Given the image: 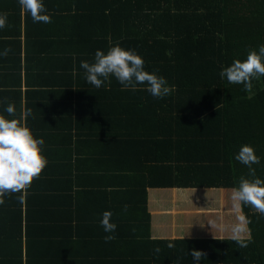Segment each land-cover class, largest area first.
Listing matches in <instances>:
<instances>
[{"label": "trees", "instance_id": "1", "mask_svg": "<svg viewBox=\"0 0 264 264\" xmlns=\"http://www.w3.org/2000/svg\"><path fill=\"white\" fill-rule=\"evenodd\" d=\"M84 2L97 10L87 14L84 5L78 7L75 36L94 45L76 48L69 72L63 74L72 77L74 110L73 99L61 95L46 114L34 106L33 95L21 97L17 82L16 88H0V115L25 123L34 138L44 140L41 149L48 164L58 159L65 168L70 167L72 130L86 162L93 156L97 165L107 163L110 174L101 182L103 189L84 187L74 192V199L70 173L60 174L59 196L49 206L43 205L45 196L37 197L53 191L52 185L42 186L41 174L27 189L25 203L18 199L21 193L5 195L0 204V264H196L193 250L204 254L199 264H264V216L251 206H243L251 221L247 247L229 236L152 238L147 213V190L230 195L242 176L250 178L247 166L235 160L245 144L260 157L253 167L264 180V76L253 79L252 90L246 92L242 84H229L219 75L222 67L243 61L250 50L264 45V0ZM117 43L135 50L145 70L164 77L174 91L157 99L144 85L124 89L114 77L100 88L89 84L80 62H93L97 50L106 53ZM56 96H48L47 107ZM9 103L15 105V116L5 111ZM27 109L31 114L24 119ZM39 116H45L39 120L43 126ZM81 181L83 177L74 185ZM79 195H91L94 208L112 213L115 233L99 227L90 234L93 227L80 222L81 231L74 232ZM106 235L116 238L106 243ZM170 242L172 249L166 246Z\"/></svg>", "mask_w": 264, "mask_h": 264}, {"label": "crops", "instance_id": "2", "mask_svg": "<svg viewBox=\"0 0 264 264\" xmlns=\"http://www.w3.org/2000/svg\"><path fill=\"white\" fill-rule=\"evenodd\" d=\"M84 1L42 0L47 10L46 14L51 17V22L34 23L30 14L22 11L18 0H0V13L6 12L8 14V26L0 29V53L5 48H11L7 56L0 55V88H16V83L18 82L21 97L25 93L33 95L34 106L40 107L42 110L46 109V114H50L54 110L55 102L61 98V95L65 98L73 99L72 108L74 110V92H69L72 89L69 83L72 82V77L70 79L63 74L69 72V66L73 63L76 48L87 46L88 43L87 38L82 39L81 36L79 38L75 36L79 29L76 27V23H78L76 22V16L79 15L78 7L84 5L86 7L84 12L91 14L97 10V6L89 9L88 5H93V3L88 4ZM81 26L80 24V31L83 33L85 30ZM90 41L88 44L90 46L94 45ZM51 94H56L57 96L47 107L48 104L45 102H47L48 96ZM2 102L6 103V101ZM62 103L65 102L62 101ZM72 114L74 117L75 112L73 111ZM44 117L39 116L38 122ZM47 117L52 121L51 116ZM39 125L43 126L44 122L40 121ZM71 137H73V145L69 152L68 162L70 167L65 168L63 163L56 159L58 163L50 162L41 172V176L43 175L42 186L46 188L47 185H52L53 190L52 193L41 192L38 194L37 197L45 196L46 199H43L46 202L43 203V205L46 204L45 206L53 204L52 202L56 196H59L58 184H60V180L56 177L60 174L70 173V180L73 183V185H70L72 191L70 194L73 199L76 198V193L74 192L84 191V187H87V190L103 189L102 184L104 185L105 183L101 182L105 180V176L110 174L107 163H105L104 167L101 163L99 166L96 163L98 161H95L93 156H89V159H87L89 161L86 162L83 151L76 148L78 144H76V137L73 135L72 130ZM78 150L80 154L76 152ZM75 176L83 177V181L79 183V186L74 185L75 181L80 178ZM49 177L54 178L49 179ZM89 177H99V179L90 180ZM98 184L99 186H97ZM38 188L40 187L37 185L36 189ZM190 192L191 190H147L150 237L168 239L182 238L183 236L184 238L222 237V233L219 232L218 228L216 231L214 229L210 230L213 226L211 227L210 221L206 218L212 219L215 215L217 217V220L215 219L217 225L222 224V221L217 214L210 212L209 209L194 204L189 197ZM79 196L81 198L78 199L82 201L79 203L80 215L75 222L74 232L81 231L78 222L84 224V226H92L93 228L89 231L90 234L99 232L96 229L102 228L100 220L105 210L102 207L94 208L92 206L91 195ZM199 196L201 197V195ZM206 197L207 200L211 201L212 205L217 207V203L221 201L222 196L218 195V197L215 196L212 199L206 194ZM23 203H25V200ZM75 205H78L76 201ZM225 207H227L226 203ZM214 209L217 210L216 208ZM59 213L62 212L59 211ZM72 237H75V235H72ZM99 248L100 244L96 249L99 250ZM81 254L87 255V252L82 250ZM61 260L70 261L73 259L64 257Z\"/></svg>", "mask_w": 264, "mask_h": 264}, {"label": "clouds", "instance_id": "3", "mask_svg": "<svg viewBox=\"0 0 264 264\" xmlns=\"http://www.w3.org/2000/svg\"><path fill=\"white\" fill-rule=\"evenodd\" d=\"M18 3L26 13L30 14L34 23H50L51 17L46 14V8L42 0H18ZM6 12L0 13V29L8 26ZM11 48H5L0 55L7 56ZM80 67L85 72L86 81L96 88L102 87L109 77H114L124 89L137 90L138 85H144V90L157 99L169 96L174 88L168 86L164 77L158 76L155 72H148L144 68L143 58L132 49H124L117 43L110 47L107 52L97 50L94 61H81ZM220 77L226 78L229 84H242L246 92L252 90V80L264 76V45L258 50H250L243 61L236 59L231 65L222 67ZM5 111L15 116V105L9 103ZM31 114L27 109L23 113L24 119ZM44 140L34 138L31 130L18 119H6L0 115V204L4 203L3 197L10 193H22L19 201L24 202L27 189L31 186L34 178H38L48 161L42 155L41 145ZM235 160L247 166L248 176L241 177L238 187L231 190L232 213L235 221L231 224H219L210 222L220 231L230 233L229 239L236 242L240 247H247L252 242L251 230L248 225L251 223L243 213V206H251L261 216H264V180L256 177L254 164L260 163V157L255 155V150L250 145H242ZM128 206H124L127 211ZM112 213H102L100 225L105 233H115L117 225L111 222ZM115 235L104 236L105 242L115 239ZM184 236L182 237V239ZM223 240V239H222ZM169 249L175 244L168 243ZM159 247L154 248L159 253ZM191 256L196 264L204 258L201 251L193 250Z\"/></svg>", "mask_w": 264, "mask_h": 264}, {"label": "rangeland", "instance_id": "4", "mask_svg": "<svg viewBox=\"0 0 264 264\" xmlns=\"http://www.w3.org/2000/svg\"><path fill=\"white\" fill-rule=\"evenodd\" d=\"M205 193H207V192L206 191H191L189 193V197H190L191 201L194 204H196L198 206H201V207H204V208H207V209L210 210V212H213V213L217 214L218 218L222 221V224H231V223H233L235 221V217H234V214L232 213V207L227 206L224 209L225 203L229 202L228 200H230V202H232L231 201V193H230V195H228L224 191H220V192L213 191V192H210L209 193V197L212 198V199L215 196L218 197V195L222 196L221 197V201L217 203V207L212 205L210 203L211 201L207 200V197H206ZM199 195H201V197ZM227 196L229 197V199H228ZM206 206H208V207H206ZM213 207L216 208L217 210H215ZM207 213H209V212H207ZM213 218L210 219V218L207 217L206 219L208 221H210V222L211 221L213 222V220H215V219L217 220V217L215 215H214ZM216 220H215V222H216ZM217 228L218 227L213 226L210 230L214 229V231H216ZM218 230H219V228H218ZM219 232L222 233V236H229L230 235V233L227 232V231H220L219 230Z\"/></svg>", "mask_w": 264, "mask_h": 264}]
</instances>
